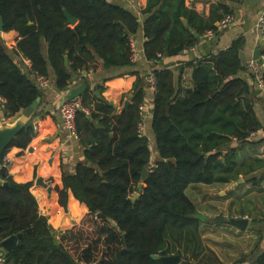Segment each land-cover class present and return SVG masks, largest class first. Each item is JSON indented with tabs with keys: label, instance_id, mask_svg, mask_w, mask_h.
Segmentation results:
<instances>
[{
	"label": "trees",
	"instance_id": "obj_1",
	"mask_svg": "<svg viewBox=\"0 0 264 264\" xmlns=\"http://www.w3.org/2000/svg\"><path fill=\"white\" fill-rule=\"evenodd\" d=\"M65 13L75 19L74 24ZM140 14L144 58L157 63L195 47L233 10L212 4L208 18H203L185 0H146ZM0 20L3 32L18 34L14 53L31 64L24 72L0 37V98L5 101L1 113L6 119L17 117L38 97L42 100L43 91L34 77L49 79L52 73L60 93L70 88L74 74L96 64L105 71L135 65L129 38L140 29L139 17L111 0H0ZM243 44V37H238L225 50L190 64L192 89L183 98L172 70L153 71L151 128L158 156L153 168L148 139L138 131L143 78L137 75L130 104L118 112L102 96L104 84L91 89L87 76H82L87 88L80 101L87 113L78 111L75 124L83 160L71 174L61 167L62 189L56 191L62 208L66 209L70 191L88 213L57 238L39 212L32 183H16L7 169L0 168V179L6 183L0 186V243L13 235L23 236L5 253L7 264H165L159 257L167 255H180L184 264L201 263L205 248L200 221L193 217L197 210L186 189L196 184L229 185L264 168L259 158L243 164L237 160L242 147L258 144L250 136L262 127L248 98L249 85L240 77L247 71L239 57ZM182 70L178 69L179 82ZM38 131L25 127L3 156L12 148L26 150ZM144 168L148 178L138 193ZM263 180L264 173L249 179L253 186ZM99 213L105 219L97 218ZM252 226L256 241L233 264H264V216L253 218Z\"/></svg>",
	"mask_w": 264,
	"mask_h": 264
},
{
	"label": "crops",
	"instance_id": "obj_2",
	"mask_svg": "<svg viewBox=\"0 0 264 264\" xmlns=\"http://www.w3.org/2000/svg\"><path fill=\"white\" fill-rule=\"evenodd\" d=\"M111 1L124 8L132 10L139 17L141 26L133 36L136 47L139 50L137 62L129 69H110L106 71L103 70L99 64H96L94 69L91 68L88 71L74 74L72 76L70 88H75L81 85L84 82L81 80L82 76H87L86 78L89 80L91 89L97 84L103 83L104 91L102 96L112 107L120 112L122 108H125L126 103H128V105L130 104L132 87L137 75L142 77L144 80L145 92L142 104H144L147 109H150L147 116H145L143 135L148 139L151 155L149 165L153 168L155 166V161L158 158L154 134L151 128L154 93L151 90L146 77L157 69L167 68L172 70L173 73L176 74L177 89H179L178 83L180 84L181 91L179 97L183 98L188 90L192 89V67L190 64L196 59L203 58L207 54L225 50L238 37H243L244 39L242 52L245 62L248 64V62L253 59L255 51H259L260 53L264 48L262 38L257 28L258 21L261 15L264 14V0H260L259 3L252 8L246 9L244 12L241 10V4L244 0H185V5L196 11L203 18H208L209 9L212 4H224L233 10L235 22L232 26L218 33V35L212 40H205L200 37L195 47L182 52L177 57L164 58L157 63L147 62L143 54V44L145 39L142 31L143 17L141 16L140 11L144 8L146 0ZM0 37L7 48V52L13 57L14 61L24 72H28L31 66L30 62L21 55H16L14 53L16 42L19 39L18 34L15 31L2 32ZM43 49L44 52H46L45 44ZM179 68L183 69L180 82L178 79ZM250 75L251 72L248 67L246 72L240 73V77L249 85L250 94L248 98L252 101L255 116L262 127L260 130L253 133V136H250L251 141L257 142L258 144L246 145L237 152V160L240 164H243L248 160H253L254 158L264 160V99ZM31 77L33 76L31 75ZM48 81H50L51 86L47 89L41 88L43 91V98L40 100L38 108L34 111L31 117L34 126L36 125V127H38V138L33 140L26 150L18 148L10 149L8 152L10 158L8 173L16 183H32L30 191L37 200L39 212L41 215L47 217L49 225L54 230L57 238H59L62 233L73 226L78 225L85 214L88 213V210L85 205L80 204L74 199L70 191L67 192L68 198L66 209L62 208L58 203L56 188L62 189L61 167L64 173H73L76 164L83 160V150L78 141L70 138L67 131L62 126L58 109L60 107V102L63 100V92L59 93L56 91L53 85L52 73L49 75ZM1 107L2 104L0 102V123H12L16 117L10 119L4 118L1 113ZM20 113H22V111ZM20 113L19 115H21ZM34 115L36 116L34 117ZM41 116L43 117L41 118ZM52 117H55V121L52 120ZM263 173L264 168L256 170L250 174L249 178H246V181L248 182L250 178H258ZM239 178H242L245 187L251 190V187L246 183L245 178L243 176H240ZM37 179H42L45 186L37 185ZM197 185H190L187 190ZM253 188L255 189V194L259 192L256 194V198L259 203L262 204L264 200V180L259 186L252 187V189ZM230 190L231 189L227 188L230 198L228 201L227 212H225L226 214H224L223 217L225 219H227V217L247 218L249 220V225L245 231H240L238 228L229 225L226 220L223 222L231 228L229 229L231 230L229 232L237 235L240 234L239 236H241L240 238L242 240L249 239V245L247 248L242 249L241 255L239 256L240 258L242 255H246L250 252L257 238V234L252 226L254 212L252 209L247 210L246 206L243 204L247 195L252 194V192L244 195L236 193L237 191L235 190H239V187L237 186L232 188L231 191ZM249 204L252 203L249 202ZM75 207L76 209L80 208V211H82H76ZM257 207L260 208V206ZM261 216H264V211H262Z\"/></svg>",
	"mask_w": 264,
	"mask_h": 264
},
{
	"label": "rangeland",
	"instance_id": "obj_3",
	"mask_svg": "<svg viewBox=\"0 0 264 264\" xmlns=\"http://www.w3.org/2000/svg\"><path fill=\"white\" fill-rule=\"evenodd\" d=\"M246 183L249 184L251 190L247 189L243 182L237 186L239 187V190L235 191H237L236 193L243 195L252 192V194L247 195L243 204L246 206L247 210H253L254 219L262 218L261 215L262 211H264V200L263 203L260 204L256 198V194L259 192L255 194V189H252V187L256 186H253L249 180L248 182L246 181ZM229 187L230 185L208 186L199 184L195 187L189 188V190L186 189L187 191H185L187 197L190 199L193 205L196 206L197 213L206 215V219L203 222L200 221L199 223V233L203 247L205 248L201 256L204 262H195L196 264H205L206 262H209L210 264H233L239 259L242 249L247 248L249 245V239L242 240L240 238L241 236H239L240 234L237 235L229 232L231 231L229 230L231 228L225 223L221 224L213 222V219L223 216L226 214L225 212H227L228 201L230 198L227 188L230 189ZM249 202L252 204H249ZM257 206H260V208Z\"/></svg>",
	"mask_w": 264,
	"mask_h": 264
},
{
	"label": "water",
	"instance_id": "obj_4",
	"mask_svg": "<svg viewBox=\"0 0 264 264\" xmlns=\"http://www.w3.org/2000/svg\"><path fill=\"white\" fill-rule=\"evenodd\" d=\"M260 0H244L241 4V10L244 12L246 9L248 8H252L254 5H256L257 3H259ZM69 23L74 24L75 23V19L72 18L70 15H68L67 13H65ZM184 26H187V22L186 20H182ZM188 31L194 36V37H198V35L192 31L191 28H188ZM3 32V22L2 20H0V35ZM259 51H255L254 55H253V59H257L259 57ZM239 57L241 60V63L243 66H246L247 63L245 62L244 59V55L243 52L241 51L239 53ZM67 65V62H66ZM87 85L86 83H82L81 85H79L78 87L75 88H69L68 90L63 92V100L60 102V106L64 104V102L66 101H71L74 100L76 98H80L81 95L83 94V92L86 90ZM97 94V93H96ZM98 95V94H97ZM41 98L38 97L31 105L29 108L25 109L22 111V113H20L21 115H18L13 121L12 123H8V122H1L0 123V160L3 156V153L5 152V150L7 149V147L14 141L17 139L18 134L25 128V127H29V128H33L34 124L31 121V117L34 113V111L37 109L39 103H40ZM128 106V103L125 104V108ZM37 119V118H36ZM148 178V169L144 168L141 172V181L138 185V193H140L144 187V183ZM243 182L242 178H239L237 181L232 182L230 184V189L238 186L239 184H241ZM37 185H41V186H45V184L43 183L42 179H37L36 181ZM6 183H4L1 179H0V186H5ZM135 194L133 199H137L139 194ZM97 218L100 219H105L104 216L102 214H97L96 215ZM193 217L201 222H203L206 219V215L204 214H200V213H196L193 215ZM226 220V222L233 226L238 228L240 231H245L249 225V220L247 218H228L225 219L223 216H220L218 218L213 219L214 223H223ZM111 223V225L113 227H115V224L111 221H109ZM31 229H29L27 232H30ZM22 234H17V235H13L5 240H3L0 243L1 248L3 249V251L5 253L10 252L12 249H14L22 240ZM125 236L122 235V239H124ZM152 259H156L158 258L156 255H152L151 256ZM159 260L162 261L165 264H184L182 262V258L180 255H167L164 257H159Z\"/></svg>",
	"mask_w": 264,
	"mask_h": 264
},
{
	"label": "built area",
	"instance_id": "obj_5",
	"mask_svg": "<svg viewBox=\"0 0 264 264\" xmlns=\"http://www.w3.org/2000/svg\"><path fill=\"white\" fill-rule=\"evenodd\" d=\"M234 16L233 15H226L224 16L220 21H218L215 24V30L214 31H207L203 34L202 38L205 40H212L218 33L223 31L224 29L232 26L234 24ZM257 28L259 30V34L262 38V43L264 44V14L261 15ZM129 46H130V60L132 63H136L139 55V50L136 47L135 41L133 39V36L129 38ZM248 69L250 70L253 81L255 82L258 91L260 92L262 98L264 99V54L260 53L259 57L257 59H251L247 64ZM35 82L38 85V87L42 89H47L51 86L50 81H48L47 78L44 77H34ZM147 82L153 91L155 92V78L153 72L150 73L147 77ZM0 102L3 105L4 100L0 98ZM150 109H147L144 104H141L139 106V111L141 115V121L138 124V131L143 135L144 131V120L145 116H147ZM78 111H83L84 113H87L86 110H84L81 106L80 98H76L71 101L64 102L63 105H61L58 109L59 117L62 123L63 128L67 131L70 138L78 141V133L76 130V124H75V116ZM34 129L36 130V125L34 126ZM145 136V135H144ZM253 136V134H251ZM10 164V158L8 156H2L0 168H5L8 170V166ZM0 264H7L6 258H5V252L0 246Z\"/></svg>",
	"mask_w": 264,
	"mask_h": 264
}]
</instances>
